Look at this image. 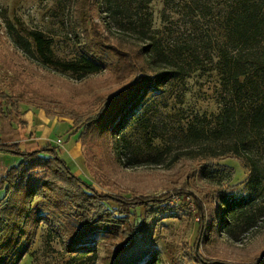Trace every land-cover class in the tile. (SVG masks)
<instances>
[{
    "label": "rangeland",
    "instance_id": "1",
    "mask_svg": "<svg viewBox=\"0 0 264 264\" xmlns=\"http://www.w3.org/2000/svg\"><path fill=\"white\" fill-rule=\"evenodd\" d=\"M110 1L96 0L99 16L93 15V21L101 23L104 34L114 43L122 39L126 40L124 43L135 42L134 32L129 29L130 20L150 12L153 33L165 44L196 47L194 54L199 55L200 68L182 80L170 81L162 92L142 97L117 122L114 133L104 138L97 137L96 131L77 141L73 120L62 111L76 106L85 110L84 100L89 106L94 94H107L118 83L107 70L73 74L45 63L28 34L41 31L50 43L54 59H76L77 42L70 26L74 0H0V92L19 94L20 111H31L32 121L48 123L49 120L57 125L53 137L42 145L55 146L71 169L97 191L119 197L139 194L155 198L177 189L193 193L203 202L208 224L205 223L201 234L197 230L199 215L188 193L172 195L167 202L170 209L151 218L146 225L141 224L143 217L138 215L143 213V207L133 208V222L138 230L134 244L117 255L115 264H171L173 260L177 264H189L191 250L196 245L202 257L227 263L264 259V182L257 191L246 186L249 170L240 157H222L204 174L200 168L202 159L190 158L186 153L191 147L179 138L192 120L212 123V116L222 105L207 46L208 42L221 39V29L215 21V1L205 0L208 7L205 10L202 4L196 8L189 0H155L147 6L139 0H115L130 7V19L109 14ZM189 4L194 7L190 8ZM22 39L31 44L30 51L22 48ZM190 55L187 51L183 54L186 62L192 61ZM1 109L8 112L5 104ZM10 118L0 113L1 138L25 144L27 123L20 118L23 123L18 124L15 114ZM11 122L17 129L13 130ZM74 141L80 146L79 158L70 156ZM253 152L264 167V146L258 145ZM14 157L16 162L20 160V155ZM3 159L9 160L7 156ZM230 197L245 199L243 204L255 211L257 219L253 225L245 226L242 217H230L231 220L224 217L223 226H211L213 209L217 206L222 209V198ZM109 205L117 207L114 202ZM185 209L193 213V218ZM119 243L115 239L93 245V251L75 257V253L65 251L60 237L42 223L29 252L18 264H105L113 258Z\"/></svg>",
    "mask_w": 264,
    "mask_h": 264
},
{
    "label": "trees",
    "instance_id": "2",
    "mask_svg": "<svg viewBox=\"0 0 264 264\" xmlns=\"http://www.w3.org/2000/svg\"><path fill=\"white\" fill-rule=\"evenodd\" d=\"M139 1L147 6L155 0ZM214 1V8H217L215 21L221 29V39L216 38L207 46L210 47L211 72L220 88L218 101L222 105L212 116V123L192 120L179 138L191 147L186 153L190 158L202 159L200 168L204 174L209 173L216 160L222 157H240L249 170L246 186L257 191L264 182V167L253 154L258 145L264 146V0ZM189 2L196 8L202 4L208 10L205 0ZM194 6L189 4L190 8ZM107 12L113 17L121 14L131 18L130 7L115 0L109 2ZM93 15L99 16L96 0H74L70 17L78 48V57L74 60L54 59L50 43L43 33H28L35 51L45 63L73 74L107 70L118 83L107 94H94L89 106L84 100L87 104L85 110L76 106L62 111L65 117L73 120L77 141L96 131L97 137L104 138L114 133L117 122L137 106L142 97L162 92L170 81L182 80L201 64L199 55L194 54L196 47L165 44L159 35L153 33L150 12L130 20L129 29L135 35L133 43H124L125 39L114 43L104 34L101 23L93 21ZM22 45L26 51L31 50V44L25 39H22ZM185 51L191 54L192 61H185ZM19 96L0 92V113L9 118L15 114L18 124L23 123L20 116L25 112L20 111ZM3 104L8 107L7 113L1 109ZM0 151L20 155V160L8 166L0 177V264H18L29 252L42 223L60 237L65 251L75 253V257L93 251V245L118 239L120 243L113 258L105 263L115 264L117 255L134 244L138 230L133 222V208L143 207V213L138 215L143 217L141 224L146 225L151 218L170 209L168 203L172 195L188 193L176 189L155 198L139 194L119 197L97 191L71 169L50 143L27 151L20 149L18 141L0 138ZM188 194L199 215L197 230L201 234L205 223L208 224L205 222V207L197 196ZM244 200L241 197L222 198V209L219 206L213 209L211 226H223L224 217L230 220V217H242L245 226L253 225L257 219L255 211L246 207ZM109 202L116 203L117 207H110ZM187 212L193 218V213ZM50 234H47L49 238ZM189 262L264 264V259L251 263H227L202 257L196 245L191 250ZM171 264L177 263L173 260Z\"/></svg>",
    "mask_w": 264,
    "mask_h": 264
},
{
    "label": "crops",
    "instance_id": "3",
    "mask_svg": "<svg viewBox=\"0 0 264 264\" xmlns=\"http://www.w3.org/2000/svg\"><path fill=\"white\" fill-rule=\"evenodd\" d=\"M31 111L25 112L24 114H21L20 118H24L23 120L27 123V127H26V134L28 135L27 139H25V144H20V148L22 150H34L40 146H42V143L44 142V140L53 137V131L56 130L57 125H52L50 123V121L48 120L47 122H42V121H32L33 120V116L30 115ZM39 115V114H38ZM40 119V118H39ZM40 124V125H38ZM10 125L12 126V128H14L13 130L17 129L14 125V123H10ZM33 127V129L31 130V128ZM0 138H1V134H0ZM2 139V138H1ZM3 140V139H2ZM4 141H8V140H4ZM10 141H16V140H10ZM71 155L70 156H74L75 158H79L80 157V146L77 142H73V144H71ZM15 155L19 156L18 154L14 153V152H5V151H0V177L2 175H4L5 170L8 166L15 164L16 163V158L14 157ZM4 156H7L9 158L8 161H4ZM73 158V159H75ZM19 159V157L17 158ZM75 172V170H74ZM78 174V173H77ZM79 175V174H78Z\"/></svg>",
    "mask_w": 264,
    "mask_h": 264
}]
</instances>
